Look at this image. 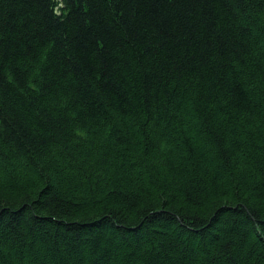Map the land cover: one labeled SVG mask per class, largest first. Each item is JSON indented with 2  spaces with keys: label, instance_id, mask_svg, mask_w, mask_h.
<instances>
[{
  "label": "trees",
  "instance_id": "obj_1",
  "mask_svg": "<svg viewBox=\"0 0 264 264\" xmlns=\"http://www.w3.org/2000/svg\"><path fill=\"white\" fill-rule=\"evenodd\" d=\"M0 264H264V0H0Z\"/></svg>",
  "mask_w": 264,
  "mask_h": 264
}]
</instances>
